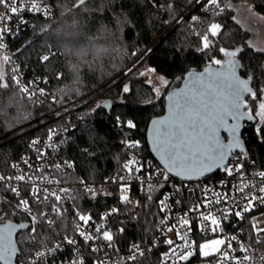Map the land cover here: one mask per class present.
<instances>
[{"label": "trees", "instance_id": "16d2710c", "mask_svg": "<svg viewBox=\"0 0 264 264\" xmlns=\"http://www.w3.org/2000/svg\"><path fill=\"white\" fill-rule=\"evenodd\" d=\"M46 1L55 7L56 19L37 20L23 33L16 43L20 46L18 55L29 74L47 78L46 85L59 93L60 104L82 106L77 114L84 115L87 121L81 124L76 138L64 147L63 155L75 163L78 177L99 187L119 171L127 158L126 142L138 141L146 155L154 159L146 138L149 121L164 113L166 95L180 85L186 72L209 65V56L226 59L219 53V47L239 49L242 75H253L256 88L264 84V52L249 47L250 32L233 20V17L239 19V4L217 16L206 7V0H159L161 8L150 0H86L79 8H73L76 0ZM191 5L192 13L177 25ZM256 7L264 13L263 5ZM193 16L199 18L198 22L192 21ZM215 21L222 25L223 36L217 37L215 48L205 54L198 50L201 43L195 33L204 32ZM50 49L55 55L41 62L39 50ZM144 52L145 64L169 81L168 88L159 96L138 74V69L131 71ZM58 70L63 74L60 79H57ZM6 78L10 81L11 77L6 75ZM125 86L128 92H124ZM104 102L109 107H104ZM249 103L255 110L258 100ZM52 111V103L28 99L15 85L0 89V174L9 172L11 162L28 151L33 139L45 137L57 124V115L51 114ZM128 121L136 127L129 129ZM258 127H261L259 123L246 126L243 137L248 147L247 158L264 168V130L258 132ZM0 190L8 193L1 185ZM159 194L157 187L142 195L139 214L129 216L123 223L125 239L154 237ZM148 195L152 196L151 200ZM101 204L104 206V201ZM19 220L14 217L13 221L22 223ZM60 228H43L47 243L59 236ZM17 242L20 248L17 262L25 264L39 247L29 238L28 230L19 234ZM159 252H150L140 264H159Z\"/></svg>", "mask_w": 264, "mask_h": 264}, {"label": "snow or ice", "instance_id": "6c2138e0", "mask_svg": "<svg viewBox=\"0 0 264 264\" xmlns=\"http://www.w3.org/2000/svg\"><path fill=\"white\" fill-rule=\"evenodd\" d=\"M85 3L86 0H76L73 8H79ZM0 6L8 10L6 13L0 15V22L5 24L13 16L18 15L19 12L24 10L41 11L35 0H32L30 4L23 3V0H0ZM157 7H160V5H157ZM206 7L212 10L214 15L218 16L227 9L233 8L234 5L230 2L224 3V0H206ZM241 7L244 6L241 5ZM168 8H171V5H168ZM245 11L250 12V9L245 8ZM44 12L45 15L48 14L46 8ZM242 19L250 26L256 22L254 14L243 15ZM259 19L264 20V17H259ZM198 20V17H192L193 22H198ZM233 20L235 23L241 24L240 19L233 17ZM6 31H10V29L0 26V39L3 38V34ZM195 34L201 43V47L198 50L207 54L208 51L215 48L217 37L223 36L222 25L212 22L208 24L204 32H197ZM4 47V44L0 43V48ZM249 47H254L251 41H249ZM255 47L257 51L264 52V47ZM238 51L240 50L230 51L225 47H219V53L227 58L225 61L217 59L215 56H209L208 68L200 73H190L188 77L184 78L183 87L169 94L168 116L164 119L152 121L153 149L157 153L162 167H157L155 173L148 172L146 179L150 181L153 175H155L162 176L163 180L167 182L170 175H175L186 180H191L216 169L223 171L229 177L239 176V183L234 184L233 187L246 203L241 206L233 200V203L239 210L225 207L219 210V216L222 219H227L228 215L234 214L242 220L244 219L243 214L251 212L257 201L264 204V170L256 174L258 184L245 180L244 163L242 162L244 159V147L239 136L241 122L245 120L252 121L258 118V123L261 127H258L257 131L264 130V84L256 88L253 86L255 79L253 75L241 78L237 74L243 68V65L234 59ZM41 59L42 61H47L49 57L43 56ZM3 61L5 64L9 63V57L5 55ZM213 65L217 67L213 69L211 67ZM13 71L15 70L13 69ZM62 75V73H57V79L62 78ZM160 79L166 86L168 82L163 77ZM12 85H15L18 91L25 94L28 99H31L36 94L34 91H30L29 87L22 84L17 75H12L9 81L6 78V73L0 70V89H8ZM128 91V87L125 86L124 92ZM155 91L159 93L160 90L157 88ZM39 94L44 95V89H39ZM53 100H55V97H53ZM249 100H258L255 110L250 105ZM126 126L129 129L136 127L132 121H128ZM222 132L227 133L226 139L221 136ZM54 135L55 132L50 130L48 140L51 141ZM39 143V140H34L30 146L35 147ZM47 146L52 147L51 144ZM126 146L129 150L137 149L139 142L129 141L126 142ZM237 149H239V154L234 156ZM36 151L38 160H43L48 155L46 151L40 148H36ZM233 159L236 162H232ZM23 163L27 165L30 171H20L18 174L9 176L0 174V185H3L5 191L11 192L17 200L14 205L6 199L0 201V203L5 205V207L0 208V221H3L0 224V264H15V260L19 258L18 242L14 240V234L21 229L30 227L29 238L36 246L44 249L30 254L28 264H41V261L48 255L54 254L60 249L59 244L54 247L48 246L43 228L45 226L52 228L53 226H57V219L63 220L65 213L63 201L66 198H71L70 195H66L70 193V189L65 187H50L51 185H59L63 181L45 174V166L34 167L27 159H24ZM64 166L68 168L73 167L69 161L55 163L48 167L54 168L59 172ZM11 167L17 169L19 165L13 164ZM144 168L145 164L138 161L135 155L123 164V169L128 173L129 177L142 181V190L145 188L143 184L144 178L135 174L141 173ZM125 179L124 176L119 177L121 182ZM113 182L116 181L114 180ZM146 187L148 190L153 189L151 183H148ZM160 187H163V185H160ZM254 188L258 189V193L251 191ZM86 191L92 192L93 196H95L93 189L86 187ZM119 191L120 201L130 207L132 201L127 194L129 187L121 183ZM176 191H179V189L177 188ZM22 192H27L28 195L22 196ZM171 195L168 194L164 199L159 201L161 212H164L168 208L167 200L170 199ZM148 199L151 200L152 196L148 195ZM228 199L227 193L222 196L217 194L215 200L209 199L206 196L202 203L203 207L210 209L213 203L219 204L223 201L226 205ZM177 203H180V201H177ZM199 210V204L189 209V211ZM117 212H119L118 208H112L101 219H107V216H111ZM17 213H24L30 219V226L24 223L13 224L10 219H5ZM186 217L187 213H185V218L180 220V225L181 227L188 226L187 231L190 232L191 224ZM75 218L82 222L76 223L75 232L83 238L85 244L103 241L106 242L103 245L104 247H113L114 235L110 230H106L103 224L96 225L95 233H90L86 231V227L92 221V216L77 212ZM166 219L167 217L161 220V224H164ZM201 220L207 222L199 225L201 231H211L215 234L221 227V220L217 218V215L212 210H209L207 214L201 213ZM260 223L264 224V221ZM37 225H40L39 229ZM174 228H176V225H172L167 231L171 232ZM119 231L123 232L124 229L120 228ZM251 231L255 234L256 239L253 241L250 238L248 245L239 243V251L242 255L237 256L235 254L236 249L233 247V242L237 241L235 235L230 238L217 237L197 245L195 241L189 242L185 239L187 233L182 235L181 231L177 230V237L183 240L184 244L182 247L177 245L171 248L170 254H166L165 259L172 260L175 257L172 264H180V262L188 261L194 251H198L202 258L214 257L216 264H254V258L249 254L251 243L264 244V236H261V233H264V227H260L257 222L253 221L251 222ZM64 241L67 244H76V240L67 235H65ZM165 242L168 245H173L171 239ZM89 247H91V251L93 252L101 251L99 247H92L90 244ZM252 251L254 252L255 250ZM131 252L132 261H135L138 256L143 255V251L140 250L138 245H133ZM33 255L34 258H32ZM258 256L261 264H264V252L258 253ZM73 264H83V261L82 259L73 261ZM94 264H106V261L97 260Z\"/></svg>", "mask_w": 264, "mask_h": 264}, {"label": "built area", "instance_id": "2783aa9c", "mask_svg": "<svg viewBox=\"0 0 264 264\" xmlns=\"http://www.w3.org/2000/svg\"><path fill=\"white\" fill-rule=\"evenodd\" d=\"M150 1L155 4L157 0ZM203 1L205 0H200L199 2ZM243 1L257 3V0H224V3L230 2L235 6ZM31 2L32 0H23V3L25 4H30ZM35 2L38 7L41 8V11L24 10L19 12L18 15L13 16L10 21L6 22V24L0 22V26L10 29V31H6L3 34V38L0 39V43L5 46L4 48H0V70H3L6 75H9L10 77L12 75H17L22 84L29 87L30 91L36 93L32 98L37 99L40 103L50 102L54 105V111H52L51 114L56 113L57 116L55 117V120L57 124L50 130L54 131L55 135L51 141L48 140L49 132L45 137L33 139L29 143L28 151L11 162V166L17 164L19 165V168L13 169L10 166L9 172L2 175L9 176L18 174L20 171H30L27 165L23 163V160L27 159L34 167H40L41 165L45 166V174L63 181L59 185H51L50 187H65L70 189V193L66 195H70L71 198H66L63 201V208L65 209L64 218L62 221L57 219V226H61L59 236L52 242L47 243L49 247H54L59 244L60 249L54 254L48 255L43 261H41V264H73V261L80 259H82L83 264H94L97 260H105L106 264H117V262L118 264H140V260L144 256L155 250H160L159 264H172L175 257H173L172 260H166L165 255L170 254L171 248L176 247L177 245L182 247L184 244V241L177 237V230H180L182 235L187 233L185 239L189 242L195 241L197 245L204 243L205 240L215 239L217 237L230 238L235 235L237 237V241L233 242V247L236 249L235 254L237 256L242 255L239 251V243L248 245L250 243V238L253 241L256 239L255 234L251 231V222L255 221L260 227H264V224L260 223L261 221H264V204L257 201L251 212L243 214L244 219L242 220L234 214L228 215L227 219H222L219 216V210L225 207L239 210L236 208L233 200L241 206L246 203L241 199L233 187L234 184L239 183V176L229 177L220 170L216 175L199 181H183L172 175L169 176V181L167 182L163 180L162 176L155 175H153V178L149 181L146 179L147 173H155L156 168L162 167V165L155 158L153 159L146 155L140 143L137 149H128V156L122 162L119 171L107 178L104 185H101L102 187H99L98 184L87 182L85 179L76 175L75 163L63 155V149L69 142L76 138L80 132L81 124L87 121L84 115L77 114V110L82 106L73 108L69 106L70 104H60V95L59 93L52 92L47 87V78L42 75L29 74L24 69L18 55L20 46H16V43L20 40L23 33L30 30L37 20L53 21L57 17L55 7L48 1L35 0ZM260 4L264 6V0H260ZM45 8L48 11L47 15H45L44 12ZM7 11L8 10L3 6H0V15ZM39 54L41 62H46L42 61L41 58L43 56H48L49 59H51L55 55V51L53 49L46 52L39 50ZM5 55L9 57V63L7 64L3 61ZM13 69L15 71H13ZM58 72L60 73V70H58ZM39 89H44L45 94H39ZM53 97H55V100H53ZM95 110L96 106L92 111L95 112ZM34 140H39L40 143L35 147H31L30 145ZM48 144H51L52 147H48ZM36 148L46 151L48 155L43 160H38ZM247 152L244 153V159L242 160L244 163L243 171L245 173V180L258 184V177H256V174L264 170V168L256 166L252 160L247 158ZM238 154L239 153H235L234 156ZM133 155H135V158L138 161L145 164L144 170L141 173L135 174L144 178L143 184L145 185V188L143 190L141 188L142 181L135 179L134 177H129L128 173L123 169V164L128 159L132 158ZM63 161L71 162L73 167L68 168L64 166L59 172L54 168L48 167L49 165L62 163ZM232 162H236L235 159H233ZM120 176H124L126 179L121 182L119 180ZM114 180L116 182H113ZM81 181H83V183H81ZM121 183H124L129 187L127 194L132 201L130 207L120 201L119 188ZM148 183H151L153 188H160V194L158 197L159 216L156 223V233L151 240H143L141 237L131 240L125 239L126 228L123 223L127 222L129 216L136 217L139 214L142 208L141 205H143L142 195L148 190L146 187ZM160 185H163V187H160ZM1 186L3 187V185ZM21 187H23V185H21ZM86 187L93 189L95 196H93L92 192L86 191ZM177 188L179 191H176ZM251 191L258 193V189L255 188L251 189ZM225 193L229 196L226 205L222 201L219 204L213 203L210 206V209L203 207L202 202L205 200L206 196L209 199L215 200L217 194L222 196ZM168 194H172L170 199L167 200L168 208L164 212H161L159 201L164 199ZM21 195L27 196L28 194L27 192H22ZM5 199L11 201L13 205L17 202L11 192L6 194L4 191L0 190V201ZM102 201H104V206L101 204ZM177 201H180V203H177ZM196 204L200 205V210L189 211V209ZM3 207H5V205L0 203V208ZM112 208H118L119 212L107 216V219L102 220L101 217L106 216ZM209 210H212L213 213L217 215V218L221 220V227L215 234L211 231H201L199 228L201 223H207L201 220V213L207 214ZM77 212L92 216V221L86 227V231L95 233V226L100 224H103L106 230H110L114 235L113 247H104L103 245L106 242L103 241L89 242L92 247L101 248V251L98 252L91 251L89 244H85L83 238L78 236L75 232L76 223H82L75 218ZM185 213H187L186 218L191 224L190 232L187 231L188 226L181 227L180 225V220L185 218ZM14 217L20 218L19 222L29 224V226L31 224L30 219L24 213H17L10 217H6L5 219L13 221ZM166 217L167 219L165 220V223L161 224V220H164ZM0 223H3V221H0ZM172 225H176V228L171 232L167 231ZM37 228L39 229L40 225H37ZM120 228H123L124 231L120 232ZM27 230L30 233V227ZM65 235L75 239L76 244H67L64 241ZM261 236H264V233H261ZM168 239L173 241V245H168L165 242ZM133 245H138L140 250L143 251V255L138 256L135 261L131 260V248ZM42 250L44 249L39 247L31 254ZM252 250L255 251L253 252ZM260 252H264V244H256L252 242L249 254L253 256L254 260L257 259V264H261L258 256V253ZM193 254V257L188 264H216L214 257H209L207 259L202 258L198 251H194ZM32 258H34V255ZM29 259L30 256L25 264H28ZM183 262H180V264H183Z\"/></svg>", "mask_w": 264, "mask_h": 264}, {"label": "rangeland", "instance_id": "374dc122", "mask_svg": "<svg viewBox=\"0 0 264 264\" xmlns=\"http://www.w3.org/2000/svg\"><path fill=\"white\" fill-rule=\"evenodd\" d=\"M258 4H260V0H257V4L252 3V2L243 1L239 3V6L237 7V12H238L237 15H238V18L241 20V24L243 25V27H245L250 32L248 43L249 41H251L255 49H256L255 46L264 47V20L259 19V17H264V13L260 11L258 7H256V5ZM155 5L156 6L160 5V1L157 0ZM241 5H243L244 7H241ZM245 8L250 9V12H246ZM193 9H194V6L192 5L191 7L189 6L186 9V11L183 13L185 15L184 16L182 15L181 19L177 21L178 23L177 25H179L182 21H184L192 13ZM253 14H254V18L256 22L250 26L248 23L243 21L242 16L243 15H253ZM215 23H218V22L215 21ZM146 57H147L146 52L142 53L140 57L133 63L131 67L132 68L131 71L138 69L137 70L138 74L141 75L147 83L153 86L154 91L155 89L159 88L160 90L159 93L155 91V93L159 96L168 88L169 81L166 78H164L162 75L158 74L154 69H152L151 67L145 64L144 61ZM224 60L225 59H222V61ZM161 77H163V79L168 82L166 86L161 82V79H160ZM103 106L109 107V104L104 102Z\"/></svg>", "mask_w": 264, "mask_h": 264}, {"label": "water", "instance_id": "95a60500", "mask_svg": "<svg viewBox=\"0 0 264 264\" xmlns=\"http://www.w3.org/2000/svg\"><path fill=\"white\" fill-rule=\"evenodd\" d=\"M226 59H227V58H226ZM226 59H225V60H226ZM234 59H236L239 63L242 64V61H241V59L239 58L238 54H237V56H236ZM225 60H224V61H225ZM242 65H243V64H242ZM208 67H209V65H206V66H204L201 70H189L188 72H186L185 75H184V77H183V79H182V81H181V83H180V85L177 86V87H175V88H173L172 90H170V91L168 92V94L166 95V102H165V110H164V113H163L162 115H159V116L153 117V118L149 121V123H148L147 131H146L147 144H148V147H149V149H150V152H151L152 156H153V157H154V158H155L160 164H161V162H160V160H159V157H158L157 153L154 151V149H153V144H152V134H151V133H152V121H153V120H157V119H164L165 117L168 116V114H169V113H168V106H169L168 96H169L170 93L174 92V91L177 90L178 88H182V87H183V84H184V78L188 77V75H189L190 73H200V72H203V71H204L206 68H208ZM211 67H212L213 69H215L217 66L213 65V66H211ZM241 71H242V69H240V70L238 71L237 74H238L241 78H247V77H245V76L242 75V72H241ZM253 84H254V81H253ZM257 123H258V118H257L256 120H252V121L245 120V121H242V122H241V128H240L239 136H240L241 143H242V145H243V147H244V153H246V152L248 151L247 143H246V141H245V139H244V137H243L244 129H245V127H246L247 125H248V126H250V125H256ZM221 136H222L223 138L226 139V138H227V133L222 132V133H221ZM236 153H239V149L236 150ZM219 171H220L219 169H216V170H213V171H211V172H207V173H205L203 176H200V177H198V178H193V179H191V180H186V179H183L182 177H178V176H175V175H172V176H174V177L177 178V179L183 180V181H190V182H192V181H199V180H203V179L210 178V177L216 175ZM11 222H12L13 224H17V225L19 224V223L13 222V221H11ZM0 224H2V223H0ZM24 224H26V223H24ZM27 225H29V224H27ZM27 229H28V228L18 230L17 233L14 234V240L17 241L18 235H19L21 232L26 231ZM18 249H19V251H18V257H19V255H20V248H19V245H18ZM193 255H194V254H193ZM193 255L189 258L188 261H184L183 264H188V263L190 262V260L192 259ZM15 264H18L17 259L15 260Z\"/></svg>", "mask_w": 264, "mask_h": 264}]
</instances>
